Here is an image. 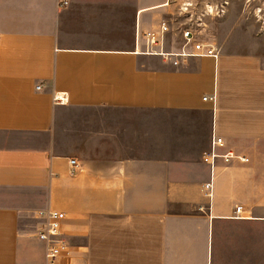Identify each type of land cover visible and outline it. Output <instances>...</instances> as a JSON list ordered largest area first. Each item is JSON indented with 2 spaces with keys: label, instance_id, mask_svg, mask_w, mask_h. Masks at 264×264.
<instances>
[{
  "label": "crops",
  "instance_id": "crops-1",
  "mask_svg": "<svg viewBox=\"0 0 264 264\" xmlns=\"http://www.w3.org/2000/svg\"><path fill=\"white\" fill-rule=\"evenodd\" d=\"M164 2L0 0V264H45L55 209L62 264H264L262 6L229 0L218 57L184 56L142 37ZM217 137L249 161L212 168Z\"/></svg>",
  "mask_w": 264,
  "mask_h": 264
},
{
  "label": "built area",
  "instance_id": "built-area-1",
  "mask_svg": "<svg viewBox=\"0 0 264 264\" xmlns=\"http://www.w3.org/2000/svg\"><path fill=\"white\" fill-rule=\"evenodd\" d=\"M229 0L214 2L212 0H165L163 5L170 7L169 15L162 19L159 29L146 30L142 37L147 42V46L163 55L182 54L201 55L218 57L219 50L206 41L208 19L220 17L225 13V6ZM181 40L182 51L177 52L174 46H179ZM40 88V86H38ZM58 100L57 97H55ZM207 99V97H206ZM215 100V96L211 97ZM225 146L222 137L215 138L214 148L205 154V159L210 165L216 166L218 158H222L226 162L232 159H240V161H249L248 157L235 154L234 152L221 153L217 148ZM71 174H75L80 166L76 158H71ZM206 194L212 197V183L205 185ZM235 215L245 217L244 206L237 205ZM45 220L39 227L37 235L38 239L48 244L45 264H62L64 255L70 253L68 242L62 238L61 225L66 215L62 211L50 210L42 213Z\"/></svg>",
  "mask_w": 264,
  "mask_h": 264
},
{
  "label": "rangeland",
  "instance_id": "rangeland-1",
  "mask_svg": "<svg viewBox=\"0 0 264 264\" xmlns=\"http://www.w3.org/2000/svg\"><path fill=\"white\" fill-rule=\"evenodd\" d=\"M119 1H124V0H119ZM212 1H214L216 3V2H221L222 0H212ZM238 1L246 8V14L249 17H251V18H255V16L253 17V12H255V9L256 10L258 9L257 5L262 6L263 11H262V9H259V13H260V16L261 17H264L263 16L264 15V0H258V4L256 6L255 5L253 6V5H247V4H245L244 0H238ZM260 10L262 12H260ZM214 18L216 19L218 17H214ZM124 19H126V18H124ZM124 22H125V25H126L127 22L126 21H124ZM128 22H130V18L129 17H128ZM262 42H263V44H262L263 47H261V48H263V49L261 50V53L264 56V40Z\"/></svg>",
  "mask_w": 264,
  "mask_h": 264
}]
</instances>
